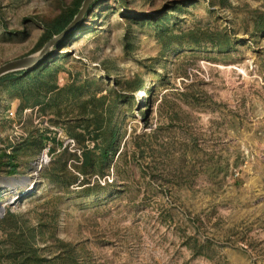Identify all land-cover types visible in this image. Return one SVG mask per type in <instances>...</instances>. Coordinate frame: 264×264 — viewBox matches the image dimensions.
<instances>
[{"label":"rangeland","instance_id":"374dc122","mask_svg":"<svg viewBox=\"0 0 264 264\" xmlns=\"http://www.w3.org/2000/svg\"><path fill=\"white\" fill-rule=\"evenodd\" d=\"M72 2L0 0V66L40 51ZM44 63L42 88L0 83V154L17 150L0 264L8 212L47 256L55 228L79 264H264V0H99ZM107 120L116 152L82 166L69 131L100 154Z\"/></svg>","mask_w":264,"mask_h":264},{"label":"trees","instance_id":"16d2710c","mask_svg":"<svg viewBox=\"0 0 264 264\" xmlns=\"http://www.w3.org/2000/svg\"><path fill=\"white\" fill-rule=\"evenodd\" d=\"M84 0H74L68 7H66L64 10H62L59 14H57L54 18L49 19L45 25H44V31L43 34L37 44V48L41 49L44 47V45L49 42L51 39H53L55 36L62 33L69 24L74 20V18L78 15L82 4ZM99 0H95L94 4L91 5L90 9L94 7V5ZM194 31H189L185 33V35H192ZM227 43L230 42V38L227 36ZM64 41V40H62ZM47 66L41 64L37 68L31 70V71H20L16 73H12L9 75L4 76L0 79V83L11 79L14 77L19 76H25L24 80L29 82V86L32 88L39 89L43 86L40 85L43 81V76L45 72H48L50 76H54V74L57 72V70L51 71L46 68ZM37 71V72H35ZM34 73L33 77L32 74ZM40 85V86H39ZM49 91H53L55 88V85L51 86V84H48ZM86 103V102H84ZM96 123H99L98 120H96ZM101 124H103V140H102V149L99 152L100 154H96L94 150H90L85 145V139L84 134L82 130H77V128H73L72 130H68L70 133V136L77 141L82 147V166L84 167H90L94 164L98 165V163H101V166L104 167L105 161L109 159L110 153H115V132L113 128H111V125H109V121L107 120L102 121ZM89 125L85 126L84 130L89 129ZM43 142L46 139H42ZM50 151L55 152L54 149H51ZM17 153V150L13 151L10 154H7L6 152H2L0 154V164L8 165L11 167V173H16V167L17 164L12 161V159L15 158ZM78 158V157H77ZM6 160V161H5ZM79 161V160H78ZM63 170L68 172V166L67 163L64 164ZM53 173V172H52ZM47 173L46 177L50 179H55V174ZM55 218H58V211H55ZM4 220L13 223L15 225V230L12 231L11 238L14 241L13 243V249L10 251L9 254H14L13 260L9 261L8 264H79V252L81 250L73 245L70 242H65L56 236L55 234V228L53 231L52 236L54 237L56 241V245L59 246V252L53 254V255H45L42 253L38 248L33 245V239L35 237V227L28 226L25 222H21V216L13 213L8 212L6 216H4ZM41 225H39V231L38 233L40 235L43 234L41 231ZM81 248V247H80ZM198 254H201L199 251L196 252Z\"/></svg>","mask_w":264,"mask_h":264},{"label":"water","instance_id":"95a60500","mask_svg":"<svg viewBox=\"0 0 264 264\" xmlns=\"http://www.w3.org/2000/svg\"><path fill=\"white\" fill-rule=\"evenodd\" d=\"M94 1L95 0H84L78 15L69 24V26L62 33L47 42L40 51L23 58L9 61L0 66V79L12 73L20 71H31L40 66L42 64V61L48 55L50 49L57 42L66 39L77 28L78 24L81 22L84 15L86 14V12L91 7Z\"/></svg>","mask_w":264,"mask_h":264}]
</instances>
